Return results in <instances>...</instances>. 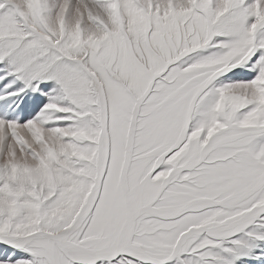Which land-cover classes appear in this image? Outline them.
Returning a JSON list of instances; mask_svg holds the SVG:
<instances>
[{
  "label": "snow or ice",
  "instance_id": "snow-or-ice-1",
  "mask_svg": "<svg viewBox=\"0 0 264 264\" xmlns=\"http://www.w3.org/2000/svg\"><path fill=\"white\" fill-rule=\"evenodd\" d=\"M0 264H264V0H0Z\"/></svg>",
  "mask_w": 264,
  "mask_h": 264
}]
</instances>
